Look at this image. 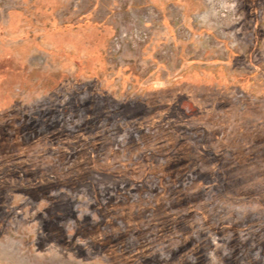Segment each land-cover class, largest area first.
I'll return each mask as SVG.
<instances>
[{"label": "rangeland", "instance_id": "374dc122", "mask_svg": "<svg viewBox=\"0 0 264 264\" xmlns=\"http://www.w3.org/2000/svg\"><path fill=\"white\" fill-rule=\"evenodd\" d=\"M35 1L0 0V51L9 54L19 43L13 52L25 58L27 67L49 68L55 66L52 49L37 42L40 35L32 36L43 28L38 21H55L66 35L84 20L101 26L104 59L109 69L128 74L126 92L155 74L161 82L185 81L190 86L189 99L181 94L177 100L193 114L191 126L203 123L205 148L199 147L202 130L194 128L193 145L185 153L189 165L179 160V167H137L116 181L109 173L84 168L81 174L87 181L77 184L69 169L64 175L60 167H41L45 160L40 155L21 167L27 181L24 176H8L10 169L1 167L0 177L9 186L0 205V264H188L200 249L204 264H223L228 233L214 228L218 220L249 223L248 230L264 224V0H38L53 8L38 13ZM16 12L30 14L34 24L26 28L24 16L17 24ZM25 30L26 39L21 37ZM50 31L49 48L55 34ZM82 35L84 43L97 40L90 33ZM35 39L34 45L30 41ZM97 43L101 46V40ZM12 62L20 64L19 59ZM9 93L19 109L40 118V92L14 85ZM70 99L63 91L59 105ZM152 100L155 97L146 95L144 102ZM148 109L143 110L144 128L150 127ZM4 120L0 111V126ZM166 127L168 123L161 125L162 132ZM180 128L183 134L186 129ZM5 145L0 146V161L14 160L4 154L15 145ZM46 174L51 180H42ZM59 177L67 181L60 183ZM47 187L45 197L41 192ZM175 195L193 198L192 244L172 229L157 232V224L169 222L172 212L186 216L185 206H170ZM157 197L163 206L153 203ZM107 204L118 213L112 222L101 216ZM200 211L209 215V223ZM78 227L84 231L77 234ZM108 238L118 249L124 246L123 251L114 256L106 252L103 244ZM214 238H219L217 244ZM247 244L252 257L264 261L252 239Z\"/></svg>", "mask_w": 264, "mask_h": 264}, {"label": "crops", "instance_id": "0c3cea01", "mask_svg": "<svg viewBox=\"0 0 264 264\" xmlns=\"http://www.w3.org/2000/svg\"><path fill=\"white\" fill-rule=\"evenodd\" d=\"M35 2L38 6L35 12L53 11L52 6H46L38 0ZM13 15L18 19L17 24H22L24 15L18 12ZM30 17V14L24 16L26 28L34 24ZM54 22L47 21L49 24L46 25L42 20L38 21L36 25L40 24L43 28L32 36L40 35V41L37 42L52 49L50 58L52 62L55 61V66L27 67L23 62L25 58L17 55L15 50L13 52L19 43L14 48L10 47L9 54L0 51V64L3 60L9 63L3 69L0 67V111L5 117L0 126V140L10 141L15 145V149L8 148L9 156H15L14 160L13 157L8 160L9 167L21 169L26 162L34 160L33 156L40 155L45 160L41 167H60V172L64 175L65 170L69 169L70 172L73 171L69 176L77 184L87 181L81 173L91 168L109 173L113 177L110 180L116 181L123 172H136L137 167H179V160L187 161L185 167L189 165L185 153L188 152L187 147L193 145L194 128L202 130L199 147L205 148L203 123L197 122L195 126H191L193 114L187 113L180 106L181 101L177 100L181 94L185 101L189 99L192 89L187 83L184 84L185 81L164 83L155 74L151 79L137 83L135 90L126 92L124 86L129 79L128 74L109 69L104 59L105 42L101 34L103 27L84 20L74 27L75 31L70 28L72 35H66L65 31L62 33V26ZM49 31L55 33L51 48L47 47L51 42L47 34ZM82 32L90 33L93 40H101V46L97 40L84 43ZM26 34L29 35L27 30L21 37L26 39ZM30 42L34 45L37 43L36 39ZM18 59L20 64L13 65L12 61L16 62ZM14 85L16 88L41 93L42 102L38 110L40 118L30 116L26 109H19L16 98L9 93ZM63 91L70 93L71 99L66 105L60 106L58 98ZM160 91L167 95L161 97ZM145 93L155 97V100L150 104L145 103ZM147 107L153 109H148L147 114L150 127L144 128L146 118L143 110ZM165 123H168V127L162 132L161 125ZM128 125L134 126L135 130ZM180 127L190 131L185 130L182 134L178 131ZM178 146H183V150L178 151ZM40 170L45 172L44 169ZM58 179L61 180L60 177ZM159 186L158 184L157 187ZM192 200L187 195H175L170 206L176 209L185 206L186 216L182 218L178 212H172L169 222L161 221L157 224V232L174 230L172 232L175 236L192 244L195 241L191 234L194 227L192 218L196 211ZM162 202V198L157 197L153 203L163 206ZM107 205L101 216L105 221L112 222L118 213L113 210L112 205ZM125 213L121 212L120 215L125 216ZM201 214L208 220L206 212L200 211L199 215ZM206 222L209 223V220ZM214 228L228 233V251L223 256L224 264H264V261L252 257L251 247L247 244L252 239L253 246L264 253V236L260 235L264 233V224L255 230H248L249 223L243 225L220 219ZM202 258L200 249L197 257L192 259L193 262L188 264H204Z\"/></svg>", "mask_w": 264, "mask_h": 264}, {"label": "flooded vegetation", "instance_id": "af4514ba", "mask_svg": "<svg viewBox=\"0 0 264 264\" xmlns=\"http://www.w3.org/2000/svg\"><path fill=\"white\" fill-rule=\"evenodd\" d=\"M3 142L6 144L7 141L0 140V146L4 148V146L6 147V145H5ZM7 149H8V148H7ZM4 155L9 156V152H8L7 154H4ZM2 163H5V162L0 161V165H2V169H3V167H6V168L8 167V168L10 169V173L8 174V176H9V175L11 176V175L13 174L16 178L19 177V179H20L21 177L24 176V177H25V180L28 179L26 175H23V174H22L21 169H18L17 167H9L8 164H2ZM28 175H29V174H28ZM41 177H42V180H45V181L51 180V178H50L47 174H46V176L41 175ZM20 180H21V179H20ZM3 181H4V182H3L4 185L0 188V205H1V202H2L1 197H2L3 191H4V189H5L7 186H9V183H8V182H6L4 179H3ZM26 181H27V180H26ZM58 181H59V180L57 179L56 182H55V185H56V184H59V182L62 183L61 180H60L59 182H58ZM52 184H53V183H52ZM19 186H20V185H19ZM14 187H15V186H14ZM20 188H21V187H20ZM26 191H27V189H26ZM48 192H49V189H48V187H47V188L44 189V191L42 190L41 193H43L45 197H46V196L48 197V194H47ZM29 193H30V192H29ZM57 196H59V195H57ZM57 196H56V197H57ZM50 199H51V198H50ZM55 199H56V198L53 197V200L51 199V200H50V203H53V201L55 202ZM51 205H53V204H51ZM51 207H52V206H51ZM48 208H50V207L48 206ZM52 208H53V207H52ZM46 226H47V224H46ZM183 227H184V226H183ZM183 230H184V228H183ZM78 231H84V229L78 227V229H77V234H78ZM99 233H100V232H99ZM91 234H95V233L92 232ZM217 239H218V241H219V238H217ZM105 240H106V239H105ZM107 241H111V239L108 238ZM110 244H111V242H109L108 244H107V242H105V243H104V249H105L106 252H109V253L112 254L113 256H114V254H116V252H118L119 250H120V251H123L122 248H123L124 246H121V245H120L121 248L118 249V248L116 247V245H113V244L110 245ZM215 247H216V246H215ZM125 251H126V250H124V254L126 255V252H125ZM202 256H203V252H202ZM203 258H204V256H203ZM203 261H204V259H203ZM223 264H224V260H223Z\"/></svg>", "mask_w": 264, "mask_h": 264}, {"label": "trees", "instance_id": "16d2710c", "mask_svg": "<svg viewBox=\"0 0 264 264\" xmlns=\"http://www.w3.org/2000/svg\"><path fill=\"white\" fill-rule=\"evenodd\" d=\"M6 164H7V161L5 162ZM2 167V165H0V168ZM1 171V170H0ZM3 178H2V176L0 177V188L4 185L3 184ZM96 238H100L101 239V237H100V235H96ZM110 241H107V244L109 243ZM104 243H105V241H104ZM104 245V244H103ZM110 245H112V244H110Z\"/></svg>", "mask_w": 264, "mask_h": 264}, {"label": "built area", "instance_id": "2783aa9c", "mask_svg": "<svg viewBox=\"0 0 264 264\" xmlns=\"http://www.w3.org/2000/svg\"><path fill=\"white\" fill-rule=\"evenodd\" d=\"M213 243H214V244H217V243H218V239H217V238H214V239H213Z\"/></svg>", "mask_w": 264, "mask_h": 264}]
</instances>
